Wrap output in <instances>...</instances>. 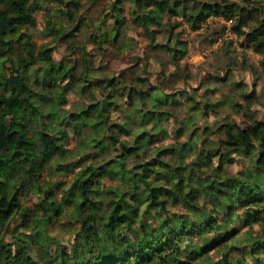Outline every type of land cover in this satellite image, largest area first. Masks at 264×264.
Here are the masks:
<instances>
[{"label": "trees", "instance_id": "obj_1", "mask_svg": "<svg viewBox=\"0 0 264 264\" xmlns=\"http://www.w3.org/2000/svg\"><path fill=\"white\" fill-rule=\"evenodd\" d=\"M211 18L264 67V0H0V264H264V120L197 129L180 65Z\"/></svg>", "mask_w": 264, "mask_h": 264}, {"label": "rangeland", "instance_id": "obj_2", "mask_svg": "<svg viewBox=\"0 0 264 264\" xmlns=\"http://www.w3.org/2000/svg\"><path fill=\"white\" fill-rule=\"evenodd\" d=\"M83 1L86 2L87 0ZM36 18L38 22L37 30L32 36L35 44L40 46L48 43L49 38L43 37L40 32L44 29L43 12L36 13ZM229 29V22L224 23L217 18H211L200 30L191 31L188 29L184 32L188 52L180 65L182 68L187 66L189 69L188 88H195L199 99H201V96L212 103H217L222 99L225 100V103L219 107L217 114H212L207 119L202 117L198 119L197 129L200 130H203L206 124L211 125V123L213 125L223 122L243 124L247 120V116H252L257 120H264V67L260 64L261 58L249 48L241 46V39L230 34ZM136 39L143 44L140 37L137 36ZM214 39L216 40L214 41ZM229 43H232V45L228 46ZM105 47L111 53L110 57L105 61L106 73H116L128 66V58L118 57L110 46ZM63 50L64 47L61 46L55 48L53 55L56 60L59 59ZM225 68H230L227 72V82L215 83L214 86H211L214 92H208L206 86H203V83L208 80L204 81V79L208 77V74L211 75V78L218 75L223 77ZM182 82L183 80L180 78L177 89L183 87L184 84ZM252 91L255 92L256 97L250 102L244 101L239 97L240 94H249ZM236 99L242 108L239 105L235 106L234 102ZM74 100L75 98L70 95L68 98L69 103H73ZM182 115L185 114L183 113ZM182 115L179 116L181 119L184 118ZM181 140H185V137ZM75 144L73 141L71 146L73 147ZM88 163L86 162L85 165ZM240 169L241 164L234 163L229 167V173L235 174ZM70 177L72 175L68 178ZM108 185H111L110 182L105 181L104 187ZM35 200V198H27L25 206H33ZM245 230L241 231L243 236L246 235ZM53 232L64 244L72 240L71 233L66 227L57 225L53 228ZM255 232H257L256 227Z\"/></svg>", "mask_w": 264, "mask_h": 264}]
</instances>
